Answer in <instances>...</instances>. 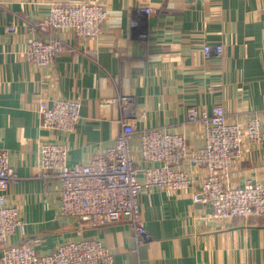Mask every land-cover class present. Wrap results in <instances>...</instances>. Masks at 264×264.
I'll use <instances>...</instances> for the list:
<instances>
[{
	"label": "crops",
	"instance_id": "crops-1",
	"mask_svg": "<svg viewBox=\"0 0 264 264\" xmlns=\"http://www.w3.org/2000/svg\"><path fill=\"white\" fill-rule=\"evenodd\" d=\"M53 1H103L109 17L97 38L68 33L71 47L39 67L23 54L28 20L48 14ZM11 24L16 32L5 31ZM214 42L224 44V54L206 57L204 44ZM120 94L135 97L138 128L179 129L189 105L221 103L231 121L244 125L256 115L264 129V0H0V148L23 176L9 193L26 221V231L11 241L30 240L47 254L68 239L95 237L112 248L116 262L264 264V219L218 221L210 205L193 201L191 190L140 195L146 240H137L126 220L95 225L60 214L58 182L36 177L38 145L67 143L70 164L89 161L113 145L121 129ZM59 97L82 103L70 133L41 128L40 100ZM186 132L191 146L203 141L201 124L188 123ZM192 172L198 191L207 171ZM260 179L264 140H246L229 181Z\"/></svg>",
	"mask_w": 264,
	"mask_h": 264
},
{
	"label": "built area",
	"instance_id": "built-area-1",
	"mask_svg": "<svg viewBox=\"0 0 264 264\" xmlns=\"http://www.w3.org/2000/svg\"><path fill=\"white\" fill-rule=\"evenodd\" d=\"M145 9L152 12L150 7ZM108 17L103 1H53L48 14L28 20L30 36L23 54L36 66H50L71 47L68 33L83 41L97 38ZM5 31L16 32V25H7ZM224 49L222 42L204 44L206 57L223 55ZM116 101L122 109L117 118L121 129L114 144L89 161L70 164L71 148L67 143L43 141L38 145L36 177L58 182L62 216L95 225L126 220L137 240H146L150 232L143 219L140 195L155 188L191 190L193 201L210 205V216L218 221L229 223L236 218L264 216V179L238 185L229 181L245 141L259 145L264 140L258 116H251L242 125L229 119L221 103L211 109L189 105L187 120L179 129L138 128L133 121L135 97L120 94ZM38 108L43 130L70 133L82 117L78 98H43ZM191 122L201 124L204 130L203 141L195 146L190 145L186 132ZM197 167L207 172L200 178V189L193 191L197 177L192 170ZM22 178L11 164L9 151L0 148V264H141L116 262L112 248L95 237L68 239L47 254L39 253L30 240L13 243L16 233L26 231L23 212L9 193Z\"/></svg>",
	"mask_w": 264,
	"mask_h": 264
},
{
	"label": "trees",
	"instance_id": "trees-1",
	"mask_svg": "<svg viewBox=\"0 0 264 264\" xmlns=\"http://www.w3.org/2000/svg\"><path fill=\"white\" fill-rule=\"evenodd\" d=\"M255 218H262V219H264V216L252 217V218H251V221L254 220ZM84 223H85V222H84Z\"/></svg>",
	"mask_w": 264,
	"mask_h": 264
}]
</instances>
